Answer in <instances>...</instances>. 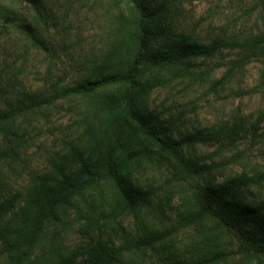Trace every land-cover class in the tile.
I'll use <instances>...</instances> for the list:
<instances>
[{
  "label": "trees",
  "instance_id": "16d2710c",
  "mask_svg": "<svg viewBox=\"0 0 264 264\" xmlns=\"http://www.w3.org/2000/svg\"><path fill=\"white\" fill-rule=\"evenodd\" d=\"M109 1L114 38L86 72L69 82L51 78L49 69L42 92L23 87L0 103L6 140L0 163L25 147L21 128L43 107L74 99L85 106L78 143L22 189L0 188V264H264V197L250 195L264 186V168L216 174L244 161L238 150L245 131L262 141L264 107L250 128L178 132L173 112L150 102L155 91L181 81L219 89L255 61L264 86V0H249L239 25L207 40L175 30L169 0ZM52 13L43 0H0V45L11 42L22 56L52 51L46 38ZM7 83L0 72V84L12 89ZM211 142L218 143L221 160L191 154ZM163 171L166 180L157 186L154 175ZM189 180L197 183L193 207L171 226L140 228L136 235L124 225L123 215L141 224L142 211L169 185ZM74 216L85 242L59 245V233L49 235L50 228ZM191 226L194 234L180 246L175 234ZM138 253H157L156 260H138Z\"/></svg>",
  "mask_w": 264,
  "mask_h": 264
},
{
  "label": "rangeland",
  "instance_id": "374dc122",
  "mask_svg": "<svg viewBox=\"0 0 264 264\" xmlns=\"http://www.w3.org/2000/svg\"><path fill=\"white\" fill-rule=\"evenodd\" d=\"M43 2L53 10L46 33L48 45L53 50L48 53L33 50L27 56H22L12 50L11 42L0 45V72L5 81L9 78L7 84L12 88H3L0 84L3 88L0 89V103L23 87L42 92L49 69L51 78L60 75L66 81L74 82L106 51L114 38V9L109 0ZM169 3L170 20L175 30L194 32L201 40L209 39L222 27L233 26L234 22L239 25L245 19V8L253 4L249 0H169ZM243 22V29L249 30L251 24ZM209 65L216 67L218 61H211ZM258 67L259 62L255 61L242 75L219 89H212L210 84L192 87L189 81L173 83L155 91L150 96V102L160 109L173 112L178 132L212 130L225 124L244 123L250 128L251 122L258 119L259 111L264 107V86L259 83ZM83 112L84 101L74 99L47 105L26 121L21 128L26 140L25 147L17 155L0 163L2 192L22 189L49 170L59 155L72 144L78 143ZM260 132L264 136V119L260 121ZM244 134L247 135L243 136L244 143L238 150L244 154V161L217 170V175L264 168V138L258 141L248 131ZM5 141L0 136V149L6 147ZM216 144H199L191 154H209L221 160ZM154 180L157 186L162 185L166 180V171L155 173ZM166 189L161 200L142 211L141 224L137 225L133 216H122L124 225L132 233L140 234V228L164 229L190 212L193 207L191 201L197 191L196 181L174 183ZM250 195L264 197V186L253 187ZM75 218H69L57 228H50L49 235L59 233L56 240L59 245L64 243L71 248L85 242L84 235L78 230L81 227L79 220ZM194 231L192 226L180 227L175 234L177 243L182 246ZM156 254L138 253L134 257L152 262L156 260Z\"/></svg>",
  "mask_w": 264,
  "mask_h": 264
}]
</instances>
